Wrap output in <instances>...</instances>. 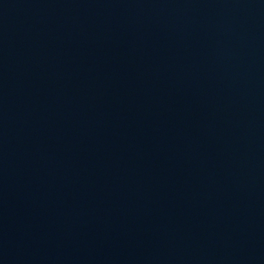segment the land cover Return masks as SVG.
<instances>
[{
  "label": "water",
  "instance_id": "obj_1",
  "mask_svg": "<svg viewBox=\"0 0 264 264\" xmlns=\"http://www.w3.org/2000/svg\"><path fill=\"white\" fill-rule=\"evenodd\" d=\"M0 264H264V0H0Z\"/></svg>",
  "mask_w": 264,
  "mask_h": 264
}]
</instances>
